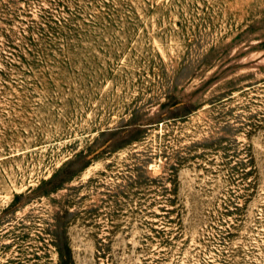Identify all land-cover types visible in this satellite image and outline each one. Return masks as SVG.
<instances>
[{
  "label": "rangeland",
  "instance_id": "obj_1",
  "mask_svg": "<svg viewBox=\"0 0 264 264\" xmlns=\"http://www.w3.org/2000/svg\"><path fill=\"white\" fill-rule=\"evenodd\" d=\"M0 264H264V0H0Z\"/></svg>",
  "mask_w": 264,
  "mask_h": 264
}]
</instances>
